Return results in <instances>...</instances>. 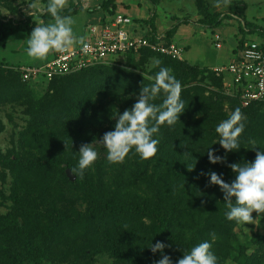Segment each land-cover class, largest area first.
Instances as JSON below:
<instances>
[{"label": "trees", "instance_id": "1", "mask_svg": "<svg viewBox=\"0 0 264 264\" xmlns=\"http://www.w3.org/2000/svg\"><path fill=\"white\" fill-rule=\"evenodd\" d=\"M16 1L18 0H0V9L4 6L9 14H18L19 6L14 5ZM19 1L22 4L35 2V0ZM39 1L44 3V13L40 16L42 23L52 22V17L46 10L47 0ZM118 8L115 0H103L99 6L104 12L100 18L101 22L115 15ZM84 10L91 11L82 7L81 0H68V6L59 14L73 16ZM96 21L89 22L88 25ZM133 21L141 22L143 26L138 24L142 29L146 27L149 29L146 32L147 36L156 34L152 19L147 21L133 19ZM222 21L218 15L205 16L200 20L201 24L211 29L218 28ZM36 24L38 23L32 20L31 16L15 21L13 18L2 16L0 12V42L5 43L18 34L30 36ZM238 33L241 37L233 49V57L247 41L244 39L245 34L251 33L250 35L264 39V27L253 25L248 21H241ZM171 34L170 29L166 32L167 37L164 36V41L173 42L169 39ZM124 56H141L144 59L156 56L161 59L162 67H172L177 73L175 78L180 82L192 73L195 75L199 73L197 67L185 60L173 59L148 49L140 50L138 54L129 52ZM17 70H8L0 64V104L7 102L8 96H11L10 101L18 103L17 105L26 104L22 114L25 117L27 130L23 132L25 135L19 141L24 140L22 144H31L34 151L16 149L6 155L0 151V167L13 176L11 194H13L12 200L17 205L16 214L7 217L2 224L1 232L10 237L4 239L7 246L3 253L7 254L1 255L2 259L8 258V260H2L0 264H22L20 261L45 247L53 248L68 240V249L65 248V244L63 250L50 251L56 254L59 260L67 261L72 257L75 263L82 261L88 263L90 256L107 252L120 264H153L163 255L169 256L171 260L179 256L182 258L185 251H190L193 246L208 241L212 244L211 251L217 257V264L220 262L223 264L222 261L229 259L231 255L238 264H264V232L259 231L264 225V213H255L260 223L258 231L248 235L236 234L233 230L238 223L227 220L226 206L215 197L219 192L224 199V194L218 185L209 182L208 175L212 172L213 166L214 172L231 183L236 174L228 166L230 163L227 159L240 156L246 159L240 163H252L256 159V151L264 150V146L250 144L264 138V125L256 123L258 117L253 116L264 106V103L241 107L237 98H230L222 92L214 94L215 103L213 101L210 103L213 109L216 103L226 97L233 105L240 108L243 117L245 115L249 117L246 121H242L245 127L238 140L239 148L227 152L218 145L219 143L216 145L211 140H207L204 130L205 126H217L220 120L227 118L211 117L207 115V111L210 110L209 102L199 105L198 97L186 98L188 92L181 95L185 111L174 126L167 124L161 126L160 129L165 127L169 132L170 140L165 143L160 141L155 157L144 160L132 150L123 163L117 164L118 173L125 174L131 171L133 173L132 168H134L135 177H139L143 184L154 189L155 195L152 200H132L120 192L112 191L114 194H106L103 188L109 181L103 178L97 180L105 164H110L107 161V150L104 145L100 146L103 153L98 154L97 160L85 170L82 178L77 174L75 180L70 181L65 169L68 168L71 172V169L77 167L82 141H86L89 136H94L91 140H96L100 135L97 134L100 127L103 128V136L106 132L114 131L118 113L123 114L125 110L131 109L137 102L142 85H150L152 81L144 80V77L138 73L126 69H107L95 65L73 74L55 77L50 81H40L46 83V92L39 99H33L29 85L31 83L23 82ZM219 79L222 80V76L215 78L218 83ZM115 89L116 91L113 92ZM163 98L161 93L153 103L159 105ZM197 115L202 117L197 119ZM1 129L3 127L0 124ZM75 133L80 136L79 141L74 140ZM186 142L191 143L194 149L191 158L188 157L190 147L189 144H185ZM211 148L217 156L226 157L227 161L212 164L207 156ZM195 149L198 151L196 152ZM185 153L188 154L184 155ZM150 165L155 175L157 171L163 170L164 177L170 176L164 182L171 185L169 188H165V184H159L158 187L155 181L157 177L153 173L147 174ZM92 176L96 181H93ZM60 183L80 193L81 190L88 192L89 196L86 198L89 199L85 200L84 212L80 211L72 215L66 208L58 211L52 208L49 216L38 212L39 203L40 205L43 202L48 203L46 202L49 199L48 190L51 187L59 188ZM187 183L194 189L178 191L179 187ZM23 186L25 190H21ZM255 214L252 215L256 216ZM147 220L148 224L145 223ZM211 233L216 234L215 241H212ZM18 241L20 247L10 257L11 242ZM156 242L166 245L163 253L154 254L149 249L151 244Z\"/></svg>", "mask_w": 264, "mask_h": 264}, {"label": "rangeland", "instance_id": "2", "mask_svg": "<svg viewBox=\"0 0 264 264\" xmlns=\"http://www.w3.org/2000/svg\"><path fill=\"white\" fill-rule=\"evenodd\" d=\"M102 1L103 0H81L82 7L84 9H91V11L87 12L86 10H84L71 16L75 20V23L72 27L73 32L77 36L83 35L86 37L88 23L102 18L104 12L99 9ZM117 1L119 5L117 13L126 14L132 19H138V21H147L149 19H152L155 32L164 36H166V32L168 30H172V34L169 36V39L175 44L179 45L182 49H184L183 60H185L190 65L197 67L199 71L197 75L192 73L188 78L181 80L183 89V93L181 95L183 96L186 92H188L186 98H192L193 96L198 97L197 99H199V105H205L209 102L208 108L210 110L207 111V115L211 117L218 116L219 118H228L229 115L237 108L236 105L232 104V101L230 99L226 97L222 98L220 102L215 104L216 106L214 105V109L212 108V106H210L211 101L214 102V94L222 92L223 86L222 80L219 79V83L215 80V78H217L218 76L212 71V69L214 67L227 65L233 57V49L237 46V41H239L241 37V35L238 33L241 21H248L253 25L264 27V0H229V4L227 6L221 3V6L219 8L214 6L216 0ZM27 4L28 3L22 4L19 0L16 1L14 5L19 6V13L15 15L9 14L7 9L2 6L0 9L1 15L7 17L8 19L13 18L15 19V21L23 20L25 17L31 16L28 15ZM67 6L68 0L66 7ZM43 13L44 3L39 1V11L34 12V14L31 16L32 20L36 21L37 23H42V19L40 16ZM89 15H93V19L90 20ZM210 15H218L220 18H222V24L218 28L211 29L209 27H206V25L201 24L200 20L205 16ZM134 23L138 26H143L141 22H138L140 25L136 22ZM141 26L138 29L137 34L142 35L149 31L147 27V29L145 27V29H142ZM215 32H217L221 37L222 46L220 49H217L214 45V35L216 34ZM250 34L251 33L245 34L244 39L255 41L258 40V37L256 35ZM29 37L30 36L18 34L11 37L5 43L0 42V64H2L3 67L7 68L8 70L12 69L13 71H15L22 66L24 67L28 65L44 64L53 58L52 54H54L55 51L50 52L44 59L30 58L27 55L26 44V40ZM151 58H157L161 61V59L156 56H151L146 59L142 58L141 56H124L112 61H106L102 64H97L96 66H102L107 69H127L128 71L138 73L142 77H144L143 73L148 76H154L156 72L159 71V68L162 67V64H160V66L158 67H153ZM167 68L171 70L172 75L175 76L177 74L173 71L171 66H167ZM30 83L31 84L29 85L33 93V99H39L44 95L47 89L46 83H41L40 81ZM114 91H116V89L113 90V92ZM96 98L97 96L94 97V99ZM10 100L11 96H8L7 102L0 104V124L3 127V129L0 130V151L3 155H6L9 151H15L16 149H18L19 151H34V149H32L30 146L31 144H22L24 140H22V142L19 141L22 137H24L23 135H25L23 132L27 130L25 117L22 114V110L24 106L26 107V104L22 101L24 103V106H22L21 104L17 105L18 103L12 102ZM190 108H192V106ZM253 116L258 117L256 123L264 125V106L259 108ZM201 117V115L196 116L197 119ZM246 119H249V117L247 118L245 115L243 122L246 121ZM222 121L223 120H220L218 124ZM215 128L216 126L209 125L207 127L205 126L204 130H206L205 138L207 140H211L212 143H216L217 145L219 137L215 132ZM97 134L100 135L96 140H91L94 136H89L86 141H82L81 145L93 144L92 146L94 150L97 151L98 154H100L103 153V149L100 147L103 144L99 142L101 140V136H103V128L100 127L97 131ZM77 136V133L73 134L74 140L79 141L80 136ZM153 138H158L164 143L170 140L169 132L165 130V127H162L159 133L155 134ZM185 144H189L190 147L188 149V157H193L194 149L193 147H191V143L186 142ZM250 144L264 146V138L258 139L255 143L251 142ZM218 145L220 146V144ZM195 151L197 152L198 149H195ZM227 160V162L233 164L240 163V161L246 159H242L240 156H232ZM66 170H68V168H66L65 171ZM132 170L133 173L132 171L130 173L126 172L125 174L122 172L118 173L117 164H105L102 174L98 172L99 176L97 177V180L98 178H103V180L106 179L109 181V183L105 184L107 186L103 188L106 194L112 195L114 194L112 191H115L120 192L126 197H130L132 200H152L155 195L153 191L154 189H152L151 186H146V184H143L142 181L139 180V177H135L134 168H132ZM153 170L154 169H152V165H150L147 170V174L149 175L153 173L154 176L157 177L155 181H157L156 184H158V187H160L159 184H165V188H169L171 185H167L164 182H166L165 179L170 176L164 177V174L162 173L163 170L157 171V174L155 175ZM211 170L212 172L214 171L213 166ZM92 177L93 181H96V178L94 176ZM12 179L13 176L9 173V171L3 170L0 167V262L2 260H8V258L2 259L1 257L3 256L1 255L7 254L3 253V250L7 246V244L4 242V239L6 237H10V235L1 232V230L3 229L2 224L7 219V217L13 215L14 213L16 214L15 209L17 205L12 200L13 194H11ZM224 181L226 183L229 182L226 179H224ZM190 187L192 189H190ZM193 189L194 188L192 187V185L187 183L186 185L179 187L178 191H187ZM21 190H25V186H23ZM48 191L49 193L47 197L49 199L46 200V202L48 203L43 202L41 205L40 203L37 205V210L40 214L49 216L52 208H55L57 211L63 210L64 208L69 209L72 215L80 211H85V200L89 199L86 198V196H89V194L88 192H85V190H81L82 193H80L63 183H60L59 188L51 187ZM19 195L21 197H25L22 194ZM215 197L218 198V201L221 200V202H223V204L225 205L226 201L222 198V193L217 192V196ZM154 201H156L155 198ZM225 211H228V209L226 208ZM253 214H255V212ZM253 220L254 221L249 224L238 223L233 231L239 235H248L250 233L258 231V224L260 223L257 215L253 216ZM145 223L148 224L149 221L147 220L145 221ZM259 231L260 233L264 232V225L261 230L259 229ZM11 243L12 244L9 250L10 257L13 255L12 253H15L20 247L19 241ZM67 244H69V240L64 244L60 243L58 246L53 248L45 247L38 253L30 255L28 258L20 262L22 264H120L118 260L114 258V256H112L111 254L109 255V253L107 252H102L100 254L90 256L88 263L86 261L75 263L72 260V257H69L67 261L59 260L57 259V255L50 251L52 249H57L58 251H60L63 250L64 247L68 249ZM175 259L171 260L172 264H177L178 260L181 258L179 256ZM156 262H154L153 264H156ZM222 263L238 264L233 255H231L229 259L222 261Z\"/></svg>", "mask_w": 264, "mask_h": 264}, {"label": "clouds", "instance_id": "3", "mask_svg": "<svg viewBox=\"0 0 264 264\" xmlns=\"http://www.w3.org/2000/svg\"><path fill=\"white\" fill-rule=\"evenodd\" d=\"M221 3L225 6L229 0H216L214 6L219 8ZM67 5V0H47V12L52 22L38 23L26 40L27 55L33 59H44L52 51L59 53L69 52L76 44L82 46L87 52V37L77 36L73 32L75 20L71 16H61L59 13ZM28 15L39 11V0L27 4ZM153 67H158L161 61L151 58ZM127 70V69H126ZM144 80H150V85H142L137 102L123 114L118 113L114 131L106 132L102 144L107 150V161L110 164L123 163L128 154L134 149L141 159L154 158L158 151L160 140L153 138L158 134L161 126L167 124L174 126L180 115L185 111L181 100L182 85L171 70L160 67L154 76L143 73ZM163 93L162 103H153ZM243 114L236 108L227 119L219 123L215 132L218 134V143L227 152L239 148V137L244 132ZM93 145V144H92ZM92 145H81L79 160L76 168L71 169L72 174L83 177L86 169L91 167L98 158L97 151ZM67 148V146H66ZM185 153L184 155H187ZM207 156L212 164L226 162V157L217 156L212 148ZM236 174L231 183H226L221 175L210 172L212 185H218L224 194L225 213L227 220L237 223L249 224L253 220V213H264V150L256 151V159L252 163H233L228 165ZM190 171V170H189ZM234 201V202H233ZM212 241L216 234L211 233ZM166 245L162 242L151 244L149 249L155 254L163 253ZM212 244L208 241L193 246L185 251L183 258L177 264H217V257L211 251ZM156 264H172L171 258L163 255Z\"/></svg>", "mask_w": 264, "mask_h": 264}, {"label": "built area", "instance_id": "4", "mask_svg": "<svg viewBox=\"0 0 264 264\" xmlns=\"http://www.w3.org/2000/svg\"><path fill=\"white\" fill-rule=\"evenodd\" d=\"M139 28L130 16L121 13H116L104 22L99 19L88 25L87 52L79 44L66 53L54 52L53 58L44 64L20 67L21 80L50 81L123 57L129 52L138 54L143 49L183 60V49L179 45L164 41V35L158 33L150 36L147 33L137 34ZM215 33L214 45L220 49L221 37ZM212 71L222 76L223 94L239 99L241 107L264 103V39L245 41L227 65L214 67Z\"/></svg>", "mask_w": 264, "mask_h": 264}, {"label": "water", "instance_id": "5", "mask_svg": "<svg viewBox=\"0 0 264 264\" xmlns=\"http://www.w3.org/2000/svg\"><path fill=\"white\" fill-rule=\"evenodd\" d=\"M65 174H66V176L68 177V179H69L70 181H74V180H75V176L72 175L71 172H70L69 170H66V171H65Z\"/></svg>", "mask_w": 264, "mask_h": 264}, {"label": "crops", "instance_id": "6", "mask_svg": "<svg viewBox=\"0 0 264 264\" xmlns=\"http://www.w3.org/2000/svg\"><path fill=\"white\" fill-rule=\"evenodd\" d=\"M115 3L117 4V6H119L117 0H115ZM93 17H94L93 15H89L90 20L93 19ZM76 45H77V44H76ZM74 46H75V45H74ZM52 52H53V51H52ZM52 55H53V54H52ZM52 55H51V56H52Z\"/></svg>", "mask_w": 264, "mask_h": 264}]
</instances>
